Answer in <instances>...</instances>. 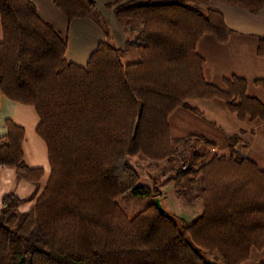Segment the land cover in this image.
<instances>
[{"label":"trees","instance_id":"16d2710c","mask_svg":"<svg viewBox=\"0 0 264 264\" xmlns=\"http://www.w3.org/2000/svg\"><path fill=\"white\" fill-rule=\"evenodd\" d=\"M258 14L264 0H116L118 22H137V61L121 62L122 52L102 42L85 67L65 58L67 41L37 15L29 0H0V97L34 108L36 128L46 145L50 174L33 207L4 195L0 210V264H244L264 251V170L241 155L237 135L227 141L228 156L201 136H170L168 118L177 108L204 117L188 99L221 100L239 120L264 121V104L247 96L238 76L224 88L207 83L205 61L197 54L204 35L219 44L232 30L210 2ZM67 19L92 17L94 0H53ZM257 57H264V37ZM264 90V78L253 82ZM0 166L16 169L39 185L43 169L25 165L24 131L5 120ZM176 144L191 149L176 180L201 186L202 213L178 225L165 212L157 190L139 186L128 159L171 161ZM154 188V187H153ZM153 198L134 217L117 199L126 194Z\"/></svg>","mask_w":264,"mask_h":264},{"label":"crops","instance_id":"0c3cea01","mask_svg":"<svg viewBox=\"0 0 264 264\" xmlns=\"http://www.w3.org/2000/svg\"><path fill=\"white\" fill-rule=\"evenodd\" d=\"M36 7L37 15L49 23L58 34L67 41L65 58L68 62L85 67V64L102 42L111 43L122 49L129 30L113 14L116 0H94L97 11L92 17L68 19L55 7L53 0H29ZM212 9L223 14L224 22L232 33L228 41L219 44L211 35H204L197 43L196 52L205 61L203 73L210 85L224 88V78L240 77L248 84L247 96H251L264 104V90L256 87L253 82L264 78V57H257L259 39L264 37V6L258 14L247 9L229 6L222 2H210L203 10ZM140 27V26H139ZM132 34H135L134 32ZM2 40L0 19V42ZM122 63L135 62L137 55L125 57L122 50ZM193 109L202 112L198 117L183 108H177L168 118L170 136L184 140L189 135L205 137L216 143V152L228 156L227 140L235 135L240 137L241 155L253 161L258 169L264 170V121L239 120L231 114L219 99L202 100L188 99ZM5 120L13 121L24 131L22 156L26 166L43 169L39 185L25 181L11 166H0V210L4 195H13L24 200L20 212H28L36 199L41 195L50 174L48 155L45 143L37 136L39 123L35 110L31 106L21 105L0 97V137L5 132Z\"/></svg>","mask_w":264,"mask_h":264},{"label":"rangeland","instance_id":"374dc122","mask_svg":"<svg viewBox=\"0 0 264 264\" xmlns=\"http://www.w3.org/2000/svg\"><path fill=\"white\" fill-rule=\"evenodd\" d=\"M121 23L125 30L129 31L126 42L123 44L122 49L119 50L120 52L122 50L125 52V57H130L131 55L135 57L137 55L135 38L140 29L139 24L137 22ZM133 32L135 34H132ZM136 59H138V55ZM132 63L135 62L125 64ZM176 149L178 150L177 156L171 161L155 163L144 159L141 155L129 158L128 161L136 169L137 175L140 177L139 186H146L151 191L156 189L162 208L165 212L171 213L176 223L180 225L190 223L195 217L200 215L203 206L198 198L201 190L198 180L192 185L185 183V180H176V170L181 168L182 165L189 163L191 149L179 144H176ZM117 202L128 218L136 216L142 209L154 203L151 196L140 198L130 193L119 197ZM202 254L205 261L207 260L212 264H223V261L215 253L203 252ZM244 264H264V251H253L249 261Z\"/></svg>","mask_w":264,"mask_h":264}]
</instances>
